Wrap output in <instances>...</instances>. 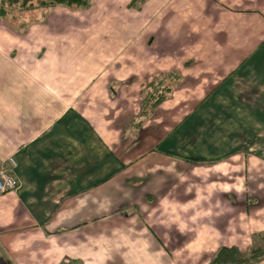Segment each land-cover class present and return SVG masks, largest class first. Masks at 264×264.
<instances>
[{
	"label": "crops",
	"instance_id": "crops-1",
	"mask_svg": "<svg viewBox=\"0 0 264 264\" xmlns=\"http://www.w3.org/2000/svg\"><path fill=\"white\" fill-rule=\"evenodd\" d=\"M131 2L40 8L39 26L0 16V163L12 158L17 178L14 191L0 193V264H209L223 247L246 251L232 241L241 233L247 241L264 233L263 151L262 161L248 150L254 172L243 193L253 203L239 218V171L209 173L224 160L239 167L238 128L213 139L210 121L200 120L229 80L247 78L253 97L264 98V0ZM134 17L158 25L148 30L142 20L123 39ZM88 26L114 50L96 70L63 53V36ZM168 74L183 85L136 129L141 92ZM179 91L197 106L171 105ZM181 108L186 117L171 128ZM192 142L198 154L184 155ZM198 164L206 170L197 175ZM220 179H231V190Z\"/></svg>",
	"mask_w": 264,
	"mask_h": 264
},
{
	"label": "rangeland",
	"instance_id": "rangeland-1",
	"mask_svg": "<svg viewBox=\"0 0 264 264\" xmlns=\"http://www.w3.org/2000/svg\"><path fill=\"white\" fill-rule=\"evenodd\" d=\"M22 3V2H21ZM132 6L129 5V8H137L141 6V3L131 2ZM138 3V5H137ZM40 8L34 7L31 9H22L21 7L13 8L8 13H13L12 18L10 20V24H21L23 23L24 17L27 19L29 18L32 21V24L35 26H39L42 19H44L43 15L40 13ZM72 10H80V9H72ZM100 19H97L99 21ZM144 21V28L148 30H152L154 27L158 25V21L155 19H136L131 18L128 19V29L127 33L123 36V39L126 37L127 40H132L135 37V30L139 27V23L141 21ZM165 23H171V20L169 19H163L162 20ZM178 21V20H174ZM183 21V20H179ZM92 24H89V26ZM87 27L85 30V33H82V31L78 34H65L64 40L70 39V43H68L66 46L69 48L66 51H63L65 55L73 56L74 58L78 59L82 64H86V68L90 70H96L100 64H105L107 62H111L113 59H110L113 57L114 50L109 49L106 47L105 43H108L109 36L107 35H96L92 28ZM171 27H174L171 25ZM84 29V28H81ZM193 29H198V20L193 21ZM223 38V36H218ZM259 38H262L261 35L257 34L256 39V45L258 44ZM149 37L144 36V43H146L147 46H150L152 42L149 40ZM222 43H224L221 40ZM135 45V44H134ZM153 45V44H152ZM137 47L142 48V46L135 45ZM145 53L147 54H156L153 52L152 49L146 48ZM160 55L155 56V58H158ZM154 59V58H152ZM88 72V71H87ZM165 82V81H164ZM248 79L247 78H241L237 79L234 83H231V80H229L228 83H225L224 85H229V89H226L220 95L214 98V100H206L207 103H205L207 106V110L204 112L205 114L197 117L202 121L203 124L206 123L207 120L210 121V124L214 128V130L209 131L210 134H213V139L224 138L228 133L234 129L233 127L238 128V135L234 136L235 140H238V148L239 153L237 154L239 156V167L237 166L236 161L234 160H224L223 163L216 165L213 170L210 172H218L219 174L216 175V178L220 177V174H226V177H231L233 173L239 171V175L241 178H239L238 188L240 192V207L239 218H243L244 213L248 214V204H252L253 201L247 200L246 194V179H247V171L254 172V170H250V166H247L246 161H248L249 158H255L254 153L251 151H248L249 149L254 150L257 159H260L263 161V159L260 157L258 152L264 153V98L253 96L256 95V92L252 90H248ZM166 83V82H165ZM168 84V83H166ZM183 85V81L180 78V80H173L171 79V94L174 91V87H177L179 85ZM115 87V85H113ZM168 86H170L168 84ZM179 88V87H178ZM236 94V97L233 98L232 93ZM174 100L171 102V105L176 103H180V105L184 103L186 107H189V104H192V106H197L199 99H188L184 96L183 92H180L173 98ZM67 100H65L66 102ZM161 104V103H160ZM204 104V105H205ZM157 108V107H156ZM155 111V110H154ZM181 111H184L183 108L179 110L178 114L171 115V128L174 127L179 121L184 119L186 116H183ZM211 112L210 114H208ZM199 139V138H197ZM197 144V143H196ZM196 144L195 142H192L190 145L191 147L187 146L185 148L184 155H196L198 153H194L196 151ZM237 156V157H238ZM236 157V158H237ZM235 158V159H236ZM197 168L192 169V171L197 174L200 172L202 174V171L206 170L204 167H200V164L197 165ZM260 172V171H258ZM198 175V174H197ZM218 181V180H217ZM226 181L223 180V182ZM228 181V180H227ZM261 181H264L263 179ZM219 184L222 188L231 190V179L228 181V184L225 182V184ZM261 183V182H259ZM213 186V185H212ZM256 193L257 196H261L264 198V192L261 191L260 188L256 187ZM248 194V193H247ZM245 198V200H244ZM229 195L227 193H224V219H226L227 213L230 212L229 209ZM245 204V207H243V203ZM241 220V219H240ZM241 228V227H240ZM261 235H264V233H259V235H255L254 238L250 237V241H247V235L241 233L240 236L234 237L232 241L237 244L239 247L249 246L247 250L250 248H259L262 249L264 253V237H261ZM226 240V237H225ZM246 250V251H247ZM244 251V252H246ZM257 264H264V256L263 260L260 261Z\"/></svg>",
	"mask_w": 264,
	"mask_h": 264
},
{
	"label": "trees",
	"instance_id": "trees-1",
	"mask_svg": "<svg viewBox=\"0 0 264 264\" xmlns=\"http://www.w3.org/2000/svg\"><path fill=\"white\" fill-rule=\"evenodd\" d=\"M91 1L92 0H1L0 16L4 17L9 11L16 7L31 9L34 7L50 8L53 6H63L69 9H85L89 7ZM144 1L145 0H134V3H143ZM173 75L175 74L161 75L160 78L155 77L141 92L142 97L140 110L137 115L138 121L135 124L136 129H139L143 123L153 115L156 107L170 96L171 88L164 80H180V78H174ZM260 236L264 237V235L261 234ZM263 256L264 253L262 249L259 248L252 247L246 252H240L235 247H223L216 253L209 264H257L263 260Z\"/></svg>",
	"mask_w": 264,
	"mask_h": 264
},
{
	"label": "built area",
	"instance_id": "built-area-1",
	"mask_svg": "<svg viewBox=\"0 0 264 264\" xmlns=\"http://www.w3.org/2000/svg\"><path fill=\"white\" fill-rule=\"evenodd\" d=\"M15 166V161L12 158L0 163V193L11 192L17 188Z\"/></svg>",
	"mask_w": 264,
	"mask_h": 264
}]
</instances>
